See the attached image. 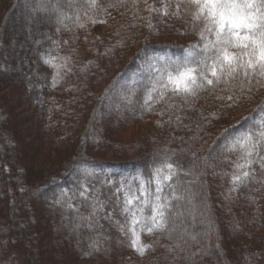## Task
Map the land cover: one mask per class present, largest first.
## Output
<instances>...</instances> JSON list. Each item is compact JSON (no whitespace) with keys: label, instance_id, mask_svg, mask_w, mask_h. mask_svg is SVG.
Here are the masks:
<instances>
[{"label":"trees","instance_id":"16d2710c","mask_svg":"<svg viewBox=\"0 0 264 264\" xmlns=\"http://www.w3.org/2000/svg\"><path fill=\"white\" fill-rule=\"evenodd\" d=\"M32 4L46 8L40 15L47 23L35 24L39 35L27 29L17 38L19 54L8 59L13 18ZM181 13L174 23L186 28H169L154 42L143 0H98L94 9L66 0H0V264H14L13 249L22 264H264V170L252 165L251 177L233 191L240 149L228 150L264 120V86L236 82L187 100L171 93L158 100L153 91L148 99L165 67L174 71L198 40L191 17ZM91 19L106 26L97 33L109 52H99H114L120 75L139 72L153 47L162 50L160 61L141 71L133 98L103 119L112 88L100 92L105 59L89 31L78 28ZM172 36L179 42H168ZM48 145L56 150L44 158ZM165 157L180 168L160 193L171 200L173 219L151 234L136 226L141 243L151 246L141 255L131 246L117 188L151 180ZM229 229L235 239H226Z\"/></svg>","mask_w":264,"mask_h":264},{"label":"snow or ice","instance_id":"6c2138e0","mask_svg":"<svg viewBox=\"0 0 264 264\" xmlns=\"http://www.w3.org/2000/svg\"><path fill=\"white\" fill-rule=\"evenodd\" d=\"M66 2L70 6L82 3L89 8H98V0ZM125 2L126 0H119L121 5ZM138 2L139 0H132L133 5ZM144 3L147 5V0ZM147 7L149 11H159L152 5ZM169 7L175 8L172 14L177 19L182 18L181 9H184L191 17V28L198 40L186 46V55L182 62L174 64V71L171 70L172 65L165 67L149 90V100L152 99L153 91H158V100L165 99L169 93L187 100L189 97H197L201 91L215 89L220 85L227 87L236 82L242 89L245 82L264 86V0H175L174 3L164 5L165 15L169 14ZM228 99H233V96H228ZM237 145L240 156L234 165L236 171L232 174L233 191L251 177L252 165L258 163L264 170V120L255 129L234 138L228 150L235 152ZM179 170L178 165L165 157L154 169L151 180L140 179L135 188L121 181L117 188V192H123L122 212L130 217L131 246L141 255L151 246L141 243L136 226L149 234L155 230L168 229L173 219V205L168 197H162L160 193L163 192V185L173 181ZM152 183L155 184L154 192L149 188ZM80 195H85V192L81 191ZM146 210L149 212L147 215Z\"/></svg>","mask_w":264,"mask_h":264},{"label":"rangeland","instance_id":"374dc122","mask_svg":"<svg viewBox=\"0 0 264 264\" xmlns=\"http://www.w3.org/2000/svg\"><path fill=\"white\" fill-rule=\"evenodd\" d=\"M171 1L172 0H147V5H152L153 7L159 9V11H149L147 5L144 3V0H143V5L146 8V15H147V20H148L147 26H148V28H153L154 32H155V36L153 37L154 42L162 41L163 40L162 36H164L166 34V32L169 28H183V26H184V23H182V22L179 23V25L174 23L175 21H174L173 16H175V15L172 14L175 11L174 7H169V14L168 15L164 14V11H163L164 5L167 3H174ZM44 11H46L45 7H43V8H42V6L37 7V6H35V4H32V5H27V7L25 6V8L22 10V13L20 12L14 16L12 25L10 27V28H12V30L8 36V39L12 38L11 41L9 42L10 45H8L9 49L7 50L8 59L12 58L13 56L15 57L19 54L18 51L20 49H19L18 45L14 46V41L17 38L22 40V38H24L23 33L25 31H27V29L31 30V32L35 36L40 34V33L38 34V30H36L35 24L43 25V23L46 22L45 21L46 18L40 15V13L44 12ZM163 20H165V23L161 24L160 21H163ZM93 21H97V20L91 19L90 21L83 22L82 24H80V25H83V27H80V25H79L78 28H82L84 30V32H86V33L89 31L90 36L93 37L92 43H95V42L97 43L98 52L100 51V48L104 51L105 50L108 51L106 49V47L104 46L105 42L101 43L104 40V37L99 36L97 33V28H106V26H104L103 24H99L98 21L96 23H93ZM172 23H174V24H172ZM149 25H151V27H149ZM184 28H186V27L184 26ZM81 34H82V36L84 35L83 33H81ZM174 36H172L170 39L167 38L168 42H179V38L174 37ZM29 44H30V41H29ZM99 53L105 59L103 61V63H105V65H104V67L102 66V68H101V70H102L101 74H102V78L104 79V84L101 87L100 92L108 93L109 89H111L110 93L108 94V101H107L106 105L104 106L102 113H101V117H102L101 119H103L104 117H107L109 115H113L118 109H120V107H122L126 102H129L130 99L133 98V95H134L133 92L135 91V89L137 88V86L140 83L141 71L156 65L161 59L162 50H160L158 47H153L152 50H148L141 57L142 59L139 63V67H138L139 72L138 71L126 72V73H123L121 75L119 74V72L122 69V66H120L119 59H117L118 57H116L114 52L111 53L110 55L109 54L106 55L103 51H101ZM77 56H79V52L76 53L74 58H77ZM78 61H80L79 57H78ZM101 61H102V58H101ZM9 63H10V60H8L7 64H9ZM64 68H65L64 72L67 74H70V72L68 71L67 64L65 65ZM16 71L17 70H16V66H15L12 69V73L11 72H9V73L14 74V72H16ZM8 80H9V78H8ZM67 82L72 83L73 80H70L68 78ZM110 86H112V88H109ZM262 100L263 99H261V101ZM25 111H26V109L23 110V112H25ZM100 125L101 124L99 123V125L97 126V129L95 130V133L97 135L101 134V131H102L100 128ZM25 131L29 137L34 138V136H35L34 134L27 132V127H25ZM47 147L48 148L45 147L46 152L43 153L44 158H46L45 153H46V155H48L51 152L54 153L55 151H53V150H56L50 145H48ZM64 155H65V153H64ZM224 189L226 191V188H224ZM211 192H212V194H216L215 193L216 187L213 188ZM218 194H219L218 204H222L223 206H226V203H223V201H222L220 191H218ZM227 195L228 194L225 192L223 197H225V196L227 197ZM215 198H216V196L214 197V199ZM41 211L43 213V216H46L47 211L42 210V207H41ZM235 234L236 233H234V231L229 229L227 234H226V239H229V240L235 239L236 238ZM48 240L49 241L51 240L50 237ZM12 254H13L12 255V257H13L12 261L14 262V264H22L21 257H20V254L18 253V250L13 249Z\"/></svg>","mask_w":264,"mask_h":264}]
</instances>
